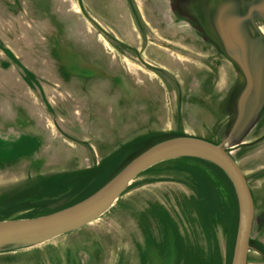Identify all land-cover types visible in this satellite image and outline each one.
<instances>
[{
  "label": "rangeland",
  "instance_id": "374dc122",
  "mask_svg": "<svg viewBox=\"0 0 264 264\" xmlns=\"http://www.w3.org/2000/svg\"><path fill=\"white\" fill-rule=\"evenodd\" d=\"M178 3L0 0V39L24 59L42 84L45 82L47 95L55 104L49 116L39 92L31 90L32 112L47 124H52V119L60 121L65 136L72 133L73 138L64 145H56L52 163L93 166L107 152L150 133V108L158 99L153 123L157 137L129 144L127 150L105 161L94 176L91 172L77 176L57 171L19 184L15 172L0 171V220L16 210L25 212L8 221L31 220L79 204L163 141L181 136L216 144L225 140L229 113L220 115L217 110V115H209L204 105H212L215 97L222 106L228 100L230 64L199 24L179 10ZM15 30L18 35L11 36ZM56 54L63 60V80L61 87L54 88L56 66H60L55 63ZM75 60L80 69L94 65L101 73H122L133 88L150 85L158 96L153 92L151 104L150 99L126 102L116 80L73 81L64 72L76 71ZM254 159L250 165L254 174L245 176L248 181L251 177L259 217L263 211L264 157L256 154ZM76 177V183H71ZM49 185L56 191L48 193ZM56 197L60 201L54 205L39 204ZM238 200L232 181L215 164L200 158L171 159L139 175L89 224L41 243L0 246V264H232L240 217ZM257 217L248 264H264L260 254L264 229Z\"/></svg>",
  "mask_w": 264,
  "mask_h": 264
},
{
  "label": "water",
  "instance_id": "95a60500",
  "mask_svg": "<svg viewBox=\"0 0 264 264\" xmlns=\"http://www.w3.org/2000/svg\"><path fill=\"white\" fill-rule=\"evenodd\" d=\"M192 6L194 11H187L188 15L236 67L240 88L244 91V101L228 128L226 139L220 144L191 136L163 141L140 155L106 186L79 204L31 220L0 222V246L41 243L81 228L105 213L131 183L152 166L175 158L191 157L215 164L232 181L239 199L240 216L232 264H248L255 217L254 198L231 150L240 146L264 106V0H195Z\"/></svg>",
  "mask_w": 264,
  "mask_h": 264
},
{
  "label": "flooded vegetation",
  "instance_id": "af4514ba",
  "mask_svg": "<svg viewBox=\"0 0 264 264\" xmlns=\"http://www.w3.org/2000/svg\"><path fill=\"white\" fill-rule=\"evenodd\" d=\"M194 2L195 0H179L178 4L179 7H181L179 8V10L183 11L188 18H190V16L188 15L187 11H194L192 9V5L194 4ZM18 30L13 31V34H11V36L16 37L18 35ZM54 60L55 63H59L60 65L56 66L57 71H55L54 75L57 82H54L53 85L54 88H56L61 87L63 78L62 71L60 70L62 65L61 57L56 54ZM77 64L79 63L75 60V66L73 67L76 69L75 72H71V74L66 71L64 72L66 76L68 75L69 79H72L73 81H78V79L81 78L96 79L108 83L109 81L116 80L118 84H115V86L118 90L121 89L123 96H126L124 97V100L126 102H132L133 100L138 102H147L150 98L153 100V97H151L153 92H155L156 96H158L157 90L154 87H150V85L145 86L136 84V87L134 88L131 87L132 85L129 86L126 77L122 73H114L110 72L109 70L103 71V73H101L96 71L94 65H88L86 67L81 65L82 69H80ZM229 64L232 67V70L230 72L232 87L229 91L230 94L228 100H226V103L223 104L224 107L221 103H217L215 101L217 100L216 97L210 103L212 105L204 106L208 107V109H206L208 110L209 115L213 113V116L217 114L222 115L224 111H227L229 113L228 123L231 124V122L238 116L237 112L239 111H237V109L244 101V91L240 88L241 82L238 77L239 75L237 76L236 67L231 62H229ZM79 69L81 71H79ZM44 83L42 84V81H40V78L36 75V73L31 71V69L26 65L24 59H20V57H18L14 53L11 47H7V45H5V41L0 39V171L10 173L11 171L12 173L15 172L14 175L19 180V184L29 182L35 177H45L48 175L57 174V171L59 173L61 172L63 174L65 173L71 175L74 173L77 176L82 175L83 173L86 174L87 172H91V175L94 176L102 168V165L105 161L111 159L113 156L122 152L123 150H127L126 146H128L129 144L133 142L135 144L139 140H146L157 137L156 132L153 131V129H155L153 123L156 114H158L155 110L158 99L155 100L154 104H151V102L153 101H151L150 99V101H148L151 104L150 117L147 121V124L148 122L150 123L149 130H152L153 132L151 131L148 134L135 137V139H133L131 142L123 144L121 147H119V150L117 151H113L112 153L107 152V155L103 157L100 162L93 166L81 168V162L78 165H72L71 163L69 166H61V164L57 165L56 163H52V160L56 159V145L61 143L64 145L65 141H68L73 137L71 135L72 133H70L68 136H65L67 131L62 130L61 124L59 123L60 121L54 122L52 119V124H47L32 112V106L29 103V92L31 90H33L34 92L35 90H37L39 92L40 99H42L40 101L42 102L44 110L48 113L49 116L53 114L52 108L55 104L53 105L50 101L46 89L43 86ZM218 100H221V98L218 97ZM7 101H9V103L5 105L4 103ZM59 110H61V108H59ZM217 110L219 111L218 113ZM197 116H199V113ZM199 118L200 116L197 117V119ZM217 118L219 120L221 117H219L218 115ZM141 132L142 131L140 130V132L138 133ZM243 141V143H240V146L238 145V147H235L231 150L234 158L243 161V159H250L255 157L256 154L262 155L264 157V106L257 119L255 120V122H253L250 129L246 133ZM31 144L35 145L34 149L30 148ZM65 146L68 147L70 152L73 151L71 148H69V146ZM129 147H131V145ZM76 153V151L72 152V154L75 155ZM80 155L81 158L84 157L82 154ZM51 163L53 166H49L51 165ZM45 164L48 165L47 167L43 168L44 166L42 165ZM59 165L60 167L57 168V166ZM262 166V168L264 169V161ZM247 175L248 174H246V176ZM85 178L88 179V176H86ZM72 180L73 181H71V183L74 184L76 183L78 178L76 177ZM92 180L93 179H90L88 183H90ZM250 180L251 177H249L248 183L252 188V196L254 198L253 201L255 217L253 224H255V219L257 217L255 213V199L257 198H255ZM82 181L83 180H81V182ZM16 185L4 186L14 187ZM47 190L48 193L56 191L55 186L47 187ZM58 201L60 200L58 197H56L48 200H42L39 204L43 207H48L50 205H54V203ZM262 207L263 211L261 212L259 217H257V223L261 224L262 228L264 229V194L262 197ZM21 212L25 211L16 210L8 217L1 219L0 222L8 221V218ZM260 254L262 255V258L264 260V244L262 252H260Z\"/></svg>",
  "mask_w": 264,
  "mask_h": 264
},
{
  "label": "crops",
  "instance_id": "0c3cea01",
  "mask_svg": "<svg viewBox=\"0 0 264 264\" xmlns=\"http://www.w3.org/2000/svg\"><path fill=\"white\" fill-rule=\"evenodd\" d=\"M62 59V58H61ZM75 63V62H74ZM61 64H62V66H63V60H61ZM73 64V63H72ZM231 68V69H230ZM229 70L231 71L232 70V67L230 66L229 67ZM237 73V72H236ZM238 76V75H237ZM229 126H230V124L228 123V125H227V130H226V136H227V131H228V128H229ZM155 132H157V131H155ZM226 139V138H225ZM210 142H212V141H210ZM244 141L242 140V142L241 143H243ZM213 143H215V142H213ZM232 157H233V155H232ZM103 158V157H102ZM234 158V157H233ZM236 161H237V163L238 164H240L239 166H241V169L243 170V172H244V175H246V174H248V173H250V174H252L253 172H254V169L255 168H251V166L252 165H254V157L253 158H250V159H243V161L242 160H239V159H236V158H234ZM251 165V166H250ZM254 174V173H253ZM252 228H253V226H252Z\"/></svg>",
  "mask_w": 264,
  "mask_h": 264
}]
</instances>
